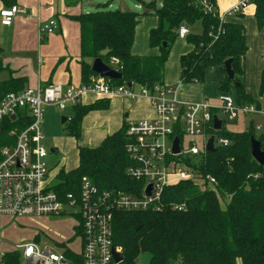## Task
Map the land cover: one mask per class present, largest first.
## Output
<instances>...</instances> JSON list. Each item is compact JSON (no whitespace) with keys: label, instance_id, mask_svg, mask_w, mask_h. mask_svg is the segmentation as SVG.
Here are the masks:
<instances>
[{"label":"trees","instance_id":"16d2710c","mask_svg":"<svg viewBox=\"0 0 264 264\" xmlns=\"http://www.w3.org/2000/svg\"><path fill=\"white\" fill-rule=\"evenodd\" d=\"M4 1L11 4L13 0ZM139 1L157 18L156 26L149 32V44L159 50L156 55L132 53L139 16L146 11L112 10L107 9L109 4H104L96 10L71 16L80 27L84 83L95 75L92 63L85 59L94 60L101 56V50L109 48L110 53L103 60L109 64L111 57L117 58L122 74L121 79L112 80L113 84L129 86L131 83L135 87L164 84L165 65L172 44L180 38V27L200 23L201 33L189 31L184 37L192 48L180 56V82L203 83L212 66H220L226 75L224 61L231 58L235 79L230 80L226 75L220 91L231 93L233 87L238 102L261 105L241 81L248 50L242 24L220 20L217 14L207 12L198 0H161L160 4L158 0ZM252 1L256 4L255 16L261 27L264 0ZM27 82V76L13 74L0 81V102L8 92L25 89ZM260 83L263 95L264 63ZM73 107L74 116L65 123L69 122L71 133L78 138L84 116L92 110L107 108L108 100ZM15 123L17 121L5 125L0 141L7 139L6 132L17 125ZM126 128L127 123L107 135L99 146H78V165L59 171L58 191L78 194L84 176L103 190L138 191L143 182L132 179L127 173L133 161L125 150ZM213 133L227 138L228 145L217 146L215 152L182 157L192 176L167 186L161 211L119 210L114 213L113 240L123 248V260L118 264H135L139 254L145 251L151 254L149 264H264V164H259L252 156L251 137H256L254 123L252 121L246 131L230 132L223 125L221 130L213 129ZM176 135L182 137L179 131ZM258 139L264 149V134ZM207 176L214 177L216 183L212 185L205 179ZM171 203H185V208L173 209ZM76 231L81 233L79 226ZM65 254L68 264H82L81 255L69 249Z\"/></svg>","mask_w":264,"mask_h":264},{"label":"built area","instance_id":"2783aa9c","mask_svg":"<svg viewBox=\"0 0 264 264\" xmlns=\"http://www.w3.org/2000/svg\"><path fill=\"white\" fill-rule=\"evenodd\" d=\"M198 1L207 12L217 14L220 20L243 13L251 2L238 0L220 15L212 0ZM21 12L25 10L17 5L1 9V24L10 26L15 15ZM58 28L56 19L41 23V39ZM188 33L187 26L180 27V38ZM118 64L119 60L111 57L109 65L119 71ZM87 93L132 100L147 97L151 102L154 118L127 121L125 150L133 161L127 173L132 179L143 182L138 191L103 190L84 176L78 194L60 193L50 179V170L45 162L48 156L44 146L45 107L55 106L64 110L80 104ZM220 101L222 105L218 107L207 100L183 102L177 99L172 86L115 85L112 79L97 74L81 85L39 83L18 92H8L0 102V138L5 125L14 124V121L17 125L7 130L4 142L0 141V264H68L64 246L58 251L55 247H41L36 242L5 244L1 221L10 216H58L72 210L75 211H72L73 215L80 219L82 264H117L114 251L122 254L123 248L113 240L116 211H161L165 206L167 186L192 176L182 157L207 152L206 145L213 135L216 148L228 145L227 138L213 133V129L217 131L213 117L218 111L227 114L229 119L237 118L239 114H259L264 119V103L258 106L238 102L230 93H222ZM255 130L262 131L260 135H263L264 122L256 125ZM176 131L182 137L176 135ZM185 136L190 137L188 149H184L182 144ZM175 137H179L181 151L178 154L172 153ZM196 137L200 139V147ZM205 179L212 185L216 183L212 176ZM171 207L182 210L185 203H171Z\"/></svg>","mask_w":264,"mask_h":264},{"label":"crops","instance_id":"0c3cea01","mask_svg":"<svg viewBox=\"0 0 264 264\" xmlns=\"http://www.w3.org/2000/svg\"><path fill=\"white\" fill-rule=\"evenodd\" d=\"M237 1L238 0H214L215 9L218 12L223 9L226 10ZM138 3L141 4L139 7L143 5L141 8L143 9L144 7L145 9L142 2L139 1ZM158 4L160 3L158 2ZM10 5H17L21 9H24L25 12L16 14L10 26H5L0 23V72L8 73V76L4 79H0V81L9 79L13 74L14 76H27V87H35L39 83L46 85L57 83L64 86L83 84L80 27L78 22L71 18V16L78 15L82 12H89L84 9L85 6L82 0H13L11 4H7L4 0H0V10L10 7ZM115 10L126 11L122 8ZM255 13L256 4L251 0L243 13L227 16L225 20L237 22L242 24L245 28L248 50L244 59L250 51V42L254 43L255 49L260 52L263 51L261 58L262 67L259 69V71H262L261 68H263L264 63V23L261 27L258 26ZM143 15L144 14L139 16L132 53L135 55H156L159 53L158 48L152 47L149 44V32L157 24L156 16V22H153L151 28L146 30V32H148L146 40L141 45L139 43L140 34H138V32L140 31L139 25ZM50 19H56L59 28L54 33L46 35L41 39L39 25ZM191 48L192 45L189 44V48H187L186 52L191 50ZM85 61L92 63L93 59L87 58ZM209 69L215 70L217 75H219V73L221 75L222 73L220 82L223 76L224 78L226 77L220 66H212L209 67L208 70ZM166 71L168 75V70L164 72ZM172 82L174 83V79L168 77V84ZM179 84L181 90L182 86L187 85L181 82H179ZM190 84L196 86L197 92L192 93V95L184 92L182 99L179 94V87L176 89V95L179 99L184 100L183 102H200L208 100L205 96L206 90L208 89V87L206 88V81L203 83ZM106 100H108L107 109H109V113L115 115L114 122L108 126L104 125L96 129H91L88 137L89 141L93 144H85L84 146H99L107 135L120 130L129 120L152 119L155 117V110L147 97H140L136 100H132L127 97L115 96L105 98L95 93H87L84 95L81 104L90 105L97 102L104 103ZM261 102L264 103V99H261ZM100 111L103 110H92L84 116L82 122L83 130L84 124H90V122L95 121L96 117L91 114ZM55 151V148L51 149V152ZM51 174L52 171L50 170V179H54L55 176H51Z\"/></svg>","mask_w":264,"mask_h":264},{"label":"rangeland","instance_id":"374dc122","mask_svg":"<svg viewBox=\"0 0 264 264\" xmlns=\"http://www.w3.org/2000/svg\"><path fill=\"white\" fill-rule=\"evenodd\" d=\"M144 1L150 2L151 0ZM82 2L85 6L84 9L87 11L96 10L99 5L104 6V4H110L107 9L112 10L122 8L125 10L137 12L146 11L144 7L143 9L141 8L143 5L139 7V5H141L138 3L139 0H82ZM158 2L161 3V0H158ZM226 10H220L219 14L222 15ZM146 12L147 13L141 17V22L139 25L140 31L138 32V34H140V45L143 44L147 38L148 32H146V30H148V28H151L153 22H156L155 15L149 13L148 11ZM187 28L192 33H201L203 31L202 25L200 23L191 26L188 25ZM187 48H189L187 38H178L172 44L170 49V54L165 67V70H168V75L167 71L164 72V84L168 86L172 85L175 90L180 87V56L182 53L186 52ZM262 52L263 51L260 52L255 49L254 43L250 42V51L244 59L245 74L241 79L242 83L245 85L247 92L259 101H261V99H264V93L263 95L260 94V79L262 71H259L260 67H262ZM7 76V72H0V79H4ZM221 76L222 73L221 75L220 73L219 75H217V72H215V70L209 69L205 77V81L207 83L206 88L208 87L205 96L208 98L207 101H209V103L215 107L222 105L220 101V96L223 92L220 91V83H222L225 78L223 76V79L220 82ZM168 77L174 79V83H169V85ZM184 84L187 85L182 86V90L180 87L179 91L180 97L182 99V95L184 94V92L190 93L191 95L192 93L197 92L196 86L190 83L189 85L188 83ZM230 92L233 98L237 101L236 90L232 87ZM177 99L179 101H184L182 99H179L178 97ZM95 110L103 111H100L98 113H92L91 115L95 116L96 119L95 121L90 122V124H84V130L83 124H81V133L80 136L77 138L71 133L69 129V122L62 123V117H67L70 121V119L74 116V107L69 106L64 110H59L55 106L45 107V118L43 127L45 135L44 146L48 151V156L45 162L47 164L48 169L52 171L51 176H55L53 179L55 185L59 182L58 173L61 169L64 168L65 170H70L78 165V146H84L85 144H93L91 143V141H89V131H91V129H96L97 127H101L104 125L108 126L114 122L115 115L110 114L109 109L103 108ZM216 114L220 119L224 121L225 129L230 132L246 131L250 128L252 121L254 123V127L264 122L263 117L259 114H239L238 117L234 119H229L227 114L222 111H218ZM261 132L262 131L255 130L257 138L260 136ZM195 141L200 147V139L196 137ZM189 142L190 137L185 136L182 142L184 149L189 148ZM53 148H55V152H51V149ZM72 211L75 213L74 210ZM72 211L58 216L4 217L1 221V228L2 237L6 241L5 244H8L7 242L12 245H15L17 243L36 242L41 247H55L58 251H61V247L64 246L71 252L80 255L81 233L76 231V226L80 224V219L78 216L73 215ZM150 259L151 254L149 252H141L138 258L136 259L135 264H149ZM237 264L241 263L238 262Z\"/></svg>","mask_w":264,"mask_h":264},{"label":"water","instance_id":"95a60500","mask_svg":"<svg viewBox=\"0 0 264 264\" xmlns=\"http://www.w3.org/2000/svg\"><path fill=\"white\" fill-rule=\"evenodd\" d=\"M167 44L164 43V46ZM110 53L109 48H105L100 51L99 57L95 58L92 62L91 68L95 72V74L99 75L100 77H106L110 78L112 80H117L122 78V74L120 71L116 70L109 64H107L104 60L103 57L107 56ZM224 68L226 71V75L228 79L234 80L235 79V71L232 66V59L228 58L224 61ZM129 86H132L131 83H129ZM14 118V116H12ZM67 120V117H62V123H64ZM214 121V128L218 131L221 130L223 127V120L220 119L217 114L214 115L213 117ZM214 139L215 136H211L207 145H206V150L209 152H215L216 147L214 146ZM251 147H252V156L254 159L261 165L264 164V149L262 147V142L257 139L256 137L252 136L251 137ZM180 145H179V137H175L173 141V148H172V153L173 154H178L180 153ZM150 188V187H149ZM150 192V189H148V193ZM137 228V227H136ZM114 260L118 264L123 260V257L120 253L114 251Z\"/></svg>","mask_w":264,"mask_h":264}]
</instances>
